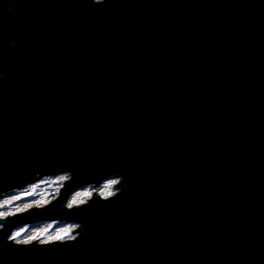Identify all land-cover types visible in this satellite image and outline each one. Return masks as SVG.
Instances as JSON below:
<instances>
[{"label": "water", "instance_id": "water-1", "mask_svg": "<svg viewBox=\"0 0 264 264\" xmlns=\"http://www.w3.org/2000/svg\"><path fill=\"white\" fill-rule=\"evenodd\" d=\"M64 173L0 264H264V0H0V198Z\"/></svg>", "mask_w": 264, "mask_h": 264}, {"label": "rangeland", "instance_id": "rangeland-1", "mask_svg": "<svg viewBox=\"0 0 264 264\" xmlns=\"http://www.w3.org/2000/svg\"><path fill=\"white\" fill-rule=\"evenodd\" d=\"M67 178L68 173L45 176L36 182L6 193L0 198V213H5L6 215H0V217L13 215L33 206L41 207L49 203L57 197L63 181ZM110 181L117 182V179L111 177L102 181L96 187L87 185L74 190L68 196L65 206L73 207L85 203L94 191L101 197H107V192L114 193L115 191L113 185L116 183L110 184ZM5 201H8V203H5ZM76 226L75 222L44 221L17 227L13 229L9 237L12 239L14 234L19 232L20 235L15 236V239H13L18 243L31 242L33 240L29 238L33 236L36 237L37 240H35L38 242H52L57 240L55 239L57 236L60 237L59 240L73 238L75 232L72 230L76 229Z\"/></svg>", "mask_w": 264, "mask_h": 264}, {"label": "snow or ice", "instance_id": "snow-or-ice-1", "mask_svg": "<svg viewBox=\"0 0 264 264\" xmlns=\"http://www.w3.org/2000/svg\"><path fill=\"white\" fill-rule=\"evenodd\" d=\"M109 183H110V184H114V183H116V181H110ZM112 194H113L112 192H107V195H108V196H111ZM5 203H8V201H5ZM0 215H6V214H5V213H0ZM21 231H22V230H21ZM19 235H20L19 232L15 233L14 236L12 237V239H15V236H19ZM29 239H30V240H35L36 237L33 236V237H30ZM55 239L59 240L60 237L57 236V237H55ZM25 242H27V241H25Z\"/></svg>", "mask_w": 264, "mask_h": 264}, {"label": "clouds", "instance_id": "clouds-1", "mask_svg": "<svg viewBox=\"0 0 264 264\" xmlns=\"http://www.w3.org/2000/svg\"><path fill=\"white\" fill-rule=\"evenodd\" d=\"M97 2H100V0H97Z\"/></svg>", "mask_w": 264, "mask_h": 264}]
</instances>
